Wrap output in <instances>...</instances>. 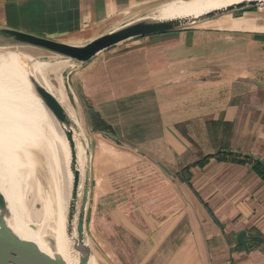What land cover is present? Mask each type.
Masks as SVG:
<instances>
[{"label":"crops","instance_id":"obj_1","mask_svg":"<svg viewBox=\"0 0 264 264\" xmlns=\"http://www.w3.org/2000/svg\"><path fill=\"white\" fill-rule=\"evenodd\" d=\"M173 1L0 0V26L84 44ZM231 15L259 23L224 16L134 38L125 54L55 59L88 131L86 232L104 264H264V178L242 161L264 164V16ZM121 169L128 188L111 178ZM149 172L171 190L157 203L128 192Z\"/></svg>","mask_w":264,"mask_h":264},{"label":"bare ground","instance_id":"obj_2","mask_svg":"<svg viewBox=\"0 0 264 264\" xmlns=\"http://www.w3.org/2000/svg\"><path fill=\"white\" fill-rule=\"evenodd\" d=\"M235 1L240 0H176L168 5L156 8L155 16L156 18H177L181 22H189L207 10ZM260 9L263 15L264 6H260ZM231 14L229 12L212 19L200 21L192 27L207 26L210 24L209 22ZM26 48L23 49L17 46L0 47V149L2 148L1 144L6 140L22 137L25 134L30 136V139L35 135L40 137L37 141V147L44 154L43 160L52 184L51 194L48 193V200H46L47 203L44 209V214L48 215L45 221L48 228L45 229L47 230L45 235H40L35 229L31 230L24 222L19 221L8 226L5 220L6 217L0 218V226L8 227L19 239L35 242L42 251L50 256L59 254L67 264H80L78 253L80 245L77 239L76 223L82 198L85 170L90 157L89 139L87 136L82 135L83 133L79 131L73 121V138L76 151L75 167L79 170V182L73 196L70 152L63 134V127L57 123L35 93L30 80L37 81L25 68V62H34L43 52ZM62 60L69 61L68 59ZM3 106L9 110L5 111V108H2ZM1 122L5 125L10 123V126L6 128V134L2 131L5 129L2 127L4 124ZM22 128H32V130L34 128L35 130L29 134L28 131L25 132ZM70 206H74L75 210L72 219L68 220ZM39 238L42 240L51 238L53 240L54 252L52 254L38 241Z\"/></svg>","mask_w":264,"mask_h":264},{"label":"water","instance_id":"obj_3","mask_svg":"<svg viewBox=\"0 0 264 264\" xmlns=\"http://www.w3.org/2000/svg\"><path fill=\"white\" fill-rule=\"evenodd\" d=\"M264 6V0H240L228 3L224 6H218L199 14L189 22H181L177 18H156L155 14L150 16L139 17L131 20L111 31L96 36L84 44H72L65 41L24 32L21 30L0 26V47L1 46H17L22 48H33L43 52L41 55L55 57L58 59H68L74 63H84L104 50L119 45L125 41L161 34L176 30L194 28L195 23L212 19L217 16L241 11L245 8H257ZM27 49V48H26ZM35 93L41 99L46 108L50 111L57 123L63 127V134L68 143L70 152V169L73 173V196L79 182V170L76 165V151L74 143V124L69 113L57 97L43 85L30 80ZM91 186V171L88 160L85 170L84 186L82 190V198L77 216L76 231L77 239L80 247L78 253L80 255V264H96L93 258V251L86 232V215L89 202V193ZM74 206H70L68 220L74 215ZM0 213L7 215V202L0 192ZM245 232L240 231L236 236L239 245L246 248ZM43 247L54 252V243L38 239ZM81 253V254H80ZM0 264H67L59 254H52L42 251L35 242L30 240H22L16 237L8 227L0 226Z\"/></svg>","mask_w":264,"mask_h":264},{"label":"rangeland","instance_id":"obj_4","mask_svg":"<svg viewBox=\"0 0 264 264\" xmlns=\"http://www.w3.org/2000/svg\"><path fill=\"white\" fill-rule=\"evenodd\" d=\"M150 5L151 4H149V6ZM155 12L156 9L140 15L138 16V18L150 16ZM238 12L239 11H235L233 13L235 14ZM245 15L242 18H244ZM228 16L229 17H226L224 21L226 23L225 26H228L233 29L255 28L257 27L256 24L259 23L255 22V20L251 18H249L248 20H246V18H241L240 20H238L233 19L232 15ZM217 21L218 19H215L211 22ZM244 22L246 23L245 26L242 25ZM128 41H125L121 43V45H118L117 48H119L121 52H123L118 53H128ZM50 58L55 57L41 55L37 58L38 60L36 59L34 62H25V68L30 72V74L35 78V80L39 84L43 86L45 85V88H48V90L51 91L57 97V99L61 102V104L65 107L66 110L67 108L65 102L67 100V105L70 111L72 113L74 112L75 115H77L78 117V113L76 112V108L73 103V98L66 92V72H64L66 69H56L53 64H56L55 62L60 61L55 59L53 60ZM66 62L69 63V61ZM58 89H61V93L58 91ZM57 92H59L61 96L55 94ZM2 108H5V111L9 110L7 107L4 106ZM67 112L69 113V116L73 119L79 131L83 133L82 135H84V137L87 136L88 138V131L85 130L82 122L78 120L75 116H72L68 110ZM7 126H10V123L6 125L4 124L2 126L5 129L2 130L5 134L7 132ZM33 130L35 129L33 128ZM33 130L32 128L24 129V131H28L29 134L30 132H33ZM29 137L30 136H27L25 134L22 137L13 138L12 140H6L3 144H1L2 148L0 149V192L3 194L7 202V215L3 216L0 213V218L6 217L5 220L8 226L14 225V223H18L19 221L22 223L24 222V224L27 225L31 230L35 229L38 233H40V235H45L47 231L45 229L48 228L47 223L45 224V221L46 218H48V215L46 216V214H44V209L47 203L46 200H48V193L51 194V177L49 175V172L47 171V167L43 160L44 154L40 152L37 147V141H39L40 137L37 135H35L31 139ZM32 139H34L35 141ZM44 239H46V241H49L50 243H53V240L51 238ZM93 258L96 264H100V262L104 264V262L100 259L102 257H97V254L93 253Z\"/></svg>","mask_w":264,"mask_h":264},{"label":"trees","instance_id":"obj_5","mask_svg":"<svg viewBox=\"0 0 264 264\" xmlns=\"http://www.w3.org/2000/svg\"><path fill=\"white\" fill-rule=\"evenodd\" d=\"M250 10L253 8H245L243 10ZM231 155V153H229ZM244 159H242L243 162H246L247 160L250 161V163L253 166V169L256 170L263 178H264V164L260 162L259 160H253L249 156H244ZM129 170L127 169H121L114 174H112V179H117V184L119 181H121V184L123 187L128 188L129 187ZM149 171V170H147ZM130 190L134 192H140L143 193L142 198L147 201V203H157L159 200L156 195H163L165 193H171V190L167 188V186L163 183L162 178L155 172H149L144 173L143 176L137 180L131 182V188H129L128 192ZM147 193V194H146ZM172 199V198H171ZM162 201V200H161Z\"/></svg>","mask_w":264,"mask_h":264}]
</instances>
